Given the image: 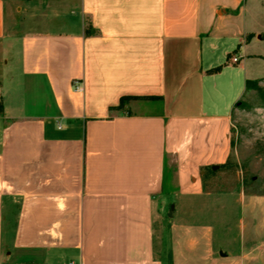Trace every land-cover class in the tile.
<instances>
[{"label":"crops","instance_id":"1","mask_svg":"<svg viewBox=\"0 0 264 264\" xmlns=\"http://www.w3.org/2000/svg\"><path fill=\"white\" fill-rule=\"evenodd\" d=\"M248 2L0 0V264H264V195L203 180L264 73Z\"/></svg>","mask_w":264,"mask_h":264},{"label":"rangeland","instance_id":"2","mask_svg":"<svg viewBox=\"0 0 264 264\" xmlns=\"http://www.w3.org/2000/svg\"><path fill=\"white\" fill-rule=\"evenodd\" d=\"M248 23L258 41L251 50L254 56L264 60V0H249ZM248 88L241 102L231 115V150L228 160L215 173L205 172L204 189L213 193L264 195V73ZM170 215V213H169ZM236 218V216L234 217ZM218 231V224H214ZM235 226V223L233 224ZM233 231L237 229L233 227ZM11 234L6 225L7 240ZM15 257V264H24ZM68 264L69 259L61 261ZM48 264H55L50 262Z\"/></svg>","mask_w":264,"mask_h":264},{"label":"trees","instance_id":"3","mask_svg":"<svg viewBox=\"0 0 264 264\" xmlns=\"http://www.w3.org/2000/svg\"><path fill=\"white\" fill-rule=\"evenodd\" d=\"M219 70H220V67L214 69V71H219ZM253 83H254V82H252V81H248V82H247V88L252 87V84H253ZM126 99H127V97H123V98H121L120 105H119L116 109H121V108H123L124 105H125V100H126ZM241 105H243V104H242V102L240 101V102L236 103L235 108L238 107V106H241ZM220 167H222V166H220ZM205 172L215 173L216 171H214V170L212 169V167H209V168H207V169L205 170ZM205 172H204V174H203V177H204V175H205Z\"/></svg>","mask_w":264,"mask_h":264},{"label":"built area","instance_id":"4","mask_svg":"<svg viewBox=\"0 0 264 264\" xmlns=\"http://www.w3.org/2000/svg\"><path fill=\"white\" fill-rule=\"evenodd\" d=\"M233 61H234V62H237V61H238V58H237V57H234V58H233ZM70 264H74V263L71 262Z\"/></svg>","mask_w":264,"mask_h":264},{"label":"water","instance_id":"5","mask_svg":"<svg viewBox=\"0 0 264 264\" xmlns=\"http://www.w3.org/2000/svg\"><path fill=\"white\" fill-rule=\"evenodd\" d=\"M218 166H213V169H216Z\"/></svg>","mask_w":264,"mask_h":264}]
</instances>
